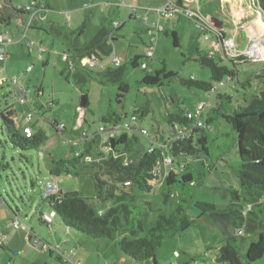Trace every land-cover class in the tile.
<instances>
[{
  "label": "rangeland",
  "instance_id": "1",
  "mask_svg": "<svg viewBox=\"0 0 264 264\" xmlns=\"http://www.w3.org/2000/svg\"><path fill=\"white\" fill-rule=\"evenodd\" d=\"M119 1L122 2V0ZM119 1L49 0L50 6L47 10L48 17H46L45 23L48 24L51 22L50 19H54L52 21L53 25L66 33L68 37H79L78 45L81 46L91 39L93 33L97 31L100 25L110 22L112 19L122 22L119 18L120 16L125 17L128 9L126 6L121 5ZM256 15L258 16L257 12ZM185 20L187 24H192L194 27V31L192 32H195V43L193 44L189 38L191 37L190 30L188 31L187 38L182 39L180 47L175 46L171 32H169L168 36L161 33L154 59L151 58L149 60L150 66L153 72H155L157 68L162 67V62L165 61L168 71H179L187 77L209 80L210 69L191 59L197 51L195 45L197 44L203 50L208 41L204 40L201 29L197 28L189 19L185 18ZM83 23H85L86 27L79 30L84 25ZM133 24H135L133 20L128 21L122 32L126 34L132 32ZM37 28L28 30L29 34L23 38L25 30L22 27H18L16 23H12L9 26L0 24V32L8 31L15 41L13 45H10V50L14 59L12 65L16 71V76L24 73L25 76L21 79V82L31 90L29 100L39 124H33L35 121L29 124L33 125L35 131L40 129L41 126L44 127L49 138L45 144V148H42V150H47L43 151L42 154L39 149L21 151L8 140L2 120L0 119V215L8 213L9 216H14L15 218L12 210H18V216L23 222L19 227L24 228L27 226L30 235L27 239L28 242H25L27 245H22V250L19 254L7 251L13 257V260L8 261L7 264H13L15 260H17L16 264H61L55 253L51 255L49 250H42L34 244V240L38 239L41 246L43 243H47L57 249V244L53 240L54 232L52 234L48 226L40 222L37 217L40 214L39 210L40 212L48 213L51 210L48 203L43 200L44 193H46L45 183L53 178L49 173L45 159H48L50 156L57 159L67 157L70 152L71 143L79 141L85 132L92 135L98 130L101 125L100 117L107 113L109 107H112L124 119L126 117L128 119V117L135 113L138 115L137 130L131 132L138 136L143 146L148 148L149 140L146 135L141 133V129H147L151 137L157 136L161 141L169 138L171 135L168 126L169 110H177L179 107L192 110L200 101L210 102L211 106H214L218 93L231 96L233 104L242 103L244 99L250 100L264 88V85L259 80H254L252 85L246 89L238 84V82L242 83L245 81L248 75L260 69L264 63V58H260L255 54V57L252 56L246 61L244 60L237 64L238 81L236 80L219 87L211 98L210 94L202 89L183 86L175 81L164 83L160 87L144 86L140 83H142L148 71L137 67L128 76L131 88L125 93L122 101L119 102L117 96L118 88L116 86L105 87L96 80L90 81L88 73L85 70L87 68L88 56L80 57L78 62L72 66L71 71H67L63 55L64 53H73L70 50L67 38L63 34L51 31L48 26ZM68 30L69 33L67 32ZM74 31L79 32L78 34H74ZM82 31L83 33L80 34ZM29 40H34L36 46L31 49L28 48L27 42ZM238 41L240 43L239 51L247 47V33L241 32L238 36ZM129 46L128 39H119L114 43L117 55L122 60L126 59V49L129 50ZM40 47H43L46 51L49 50L50 63L48 66L43 65L47 56H45L44 60L39 57ZM135 51L145 52L142 55H146L147 50L139 46V49ZM133 53L129 57L134 56ZM7 63L8 60H6V66ZM4 64V62L0 61V74L5 75L3 72ZM28 66L32 67V70L29 72L27 71ZM101 68L97 64L93 71H101ZM40 86L44 90V95L41 96V107H39L40 104L35 106L36 103L33 101V96ZM82 88L88 94L90 100L89 108L84 110L86 115L81 114L82 109L79 104ZM8 91V86H4L0 93ZM174 99L180 102V106L172 102ZM7 101L12 103L10 98H7ZM148 101H150L152 111L146 115H142V107ZM15 102L19 113L17 119L20 122L26 121V112L29 110V104L26 103L24 105L18 100H15ZM0 104L2 106L5 105L1 95ZM209 116H212L211 108L206 110L205 119H208ZM80 117L81 122L79 123ZM39 118L45 122H42ZM53 119L59 121L60 125L63 124L58 134L49 122V120ZM82 120H87V123L83 125ZM208 126L210 125L208 124ZM230 131H232V128L224 119H213L211 122V145L208 162L204 161L203 158H187L184 160L181 157L179 159L188 163L189 171L195 174L200 170L208 169L210 165L212 166V170H210L208 176L204 179V183L196 188L194 193L195 200L217 204L227 203L228 201L219 192L220 186L237 185L238 180L233 170V166L240 163L237 148L233 147L230 151L224 153L222 159H218V155L223 150L220 147L225 146L226 142L230 139L227 136V133ZM21 154L24 155L23 158H21ZM88 158L89 156L87 160ZM92 158L95 160L98 157L95 158L93 156ZM178 164L176 160L175 165L177 167ZM55 179L59 190L83 191L88 201L92 204L95 213L102 217L111 207L122 203L133 205L142 204L145 201L151 202L152 208L143 210L142 222L144 234L148 233L160 213L169 215L177 205L175 202L169 204L163 203L158 189L159 185L156 181L153 183V190L151 192L135 188L130 194L124 195L121 193V190H118L115 198L101 203L94 197V182L90 176V168L85 167L78 175L68 173L55 176ZM188 214L194 220L192 226L182 235L168 239L158 249L155 257L143 261H135L122 252L115 242L112 241L110 243L112 248H103L102 250L103 258L100 260L101 264H155V261L158 264H199L200 261H192V257L205 253L213 256L225 244V236L216 226L212 225L207 214L200 216L201 211L192 202L188 206ZM54 218L61 221L60 217L56 214ZM71 234L74 238L69 241V244H59L62 249L69 251L71 249L78 250L79 248L76 246L80 238H85L84 240H87L93 246H96L98 241L74 229ZM103 240L109 239L103 238ZM247 243L249 242L247 241ZM98 256L96 249H93V252L90 250L87 264L91 263V258H93V263ZM4 261L5 258L0 256V264H3ZM242 262L243 264H247L243 259ZM250 264H264V257Z\"/></svg>",
  "mask_w": 264,
  "mask_h": 264
},
{
  "label": "trees",
  "instance_id": "2",
  "mask_svg": "<svg viewBox=\"0 0 264 264\" xmlns=\"http://www.w3.org/2000/svg\"><path fill=\"white\" fill-rule=\"evenodd\" d=\"M255 1L264 12V0ZM41 4L44 7L43 12L46 11L48 7L45 0H40ZM22 12L29 16V12L16 7L12 0H0L1 24L9 25L11 19ZM45 21L43 17L41 21L33 25L48 26L51 31L62 34L52 22L46 24ZM83 24L79 30L86 27L85 23ZM122 24L115 28L112 23H108L98 29L82 48L75 50L74 63L84 56L96 55L100 60L109 58L115 50V41L129 37L122 32L124 29ZM78 32L74 31V34ZM224 37V32L214 35L205 49L197 50L191 57L192 60L210 69L209 80L187 77L179 71H168L165 62H162V67L157 68L155 72H148L140 84L160 87L164 83L175 81L183 86L199 88L211 94V88L215 82L227 77H231L230 82L238 81L236 66L248 58L239 56L236 59H228L222 49L217 48L218 42H221ZM174 44L179 46L175 33ZM70 45L73 46L72 43ZM147 58L146 55H136L126 58L119 66L102 64L101 71L94 72L86 68V72L91 79L98 81L102 86H116L118 101L121 102L125 93L131 88L128 82L129 74L135 68L141 67ZM254 80H259L264 85V63L260 69L238 84L246 89ZM4 86L10 87L0 80V92ZM41 92L43 90L38 88L33 96L35 106L40 104ZM0 95L5 104L4 106L0 104V118L2 117L6 136L11 144L21 151L30 149L45 151L42 148L49 139L45 129H38L31 137L23 134L14 120V116L18 113L16 104H7L10 92L0 93ZM149 102L142 107V115L152 111ZM172 102L180 106L178 100L174 99ZM29 104L32 107L30 100ZM89 104V96L82 88L80 108L86 110ZM211 110L212 116L206 119V128H193L188 137L169 142L167 148L157 147L149 152L137 135L133 132H125L106 143L109 151L104 154L95 132L90 137H83L76 144L71 143L67 157L44 158L49 173L53 177L68 173L78 175L85 167L90 168V176L94 182V197L101 203L115 198L118 190H121L124 195L130 194L135 188L151 192L153 183L156 181L163 203L175 202L177 205L169 215L160 213L148 233L144 234L142 217L144 209L152 208V203L149 201L133 205L119 204L111 207L102 217L95 213L92 204L81 190H59L55 194L44 197L43 200L48 202L52 211L68 228L93 239L107 238L115 242L122 252L135 261L155 257L158 249L168 239L182 235L192 226L194 220L188 214V206L192 202L201 211L200 216L207 214L212 225L216 226L226 238L225 244L213 256L207 253L196 255L192 257V261H200L199 264H243V259L250 264L260 260L264 257V88L250 100L244 99L242 103L237 104H233L231 96L218 93L216 103L211 106ZM188 111L189 109L180 107L177 110H169L168 125L190 124L191 119L187 117ZM121 118L112 107H109L107 113L100 117V122L107 124ZM216 118L224 119L232 128V131L227 133L229 141L225 146L220 147L223 150L218 155V159H222L224 153L233 147L237 148L240 158V163L233 166L238 180L237 185L219 188L223 198L228 201L221 204L194 199L196 188L204 183L212 166L208 165V169L200 170L195 174L189 171L188 163L179 160L181 157L184 160L203 158L208 162L211 122ZM49 122L53 128L57 129V120H49ZM75 150H79L80 155L76 156ZM20 156L24 157L22 154ZM88 156L91 160H87ZM93 156L100 159L93 160ZM167 156L172 157L174 163L173 167L165 169L163 163ZM176 160L179 163L178 167L175 165ZM126 182L129 184L127 185ZM14 213L17 215V211ZM155 264H158L157 261Z\"/></svg>",
  "mask_w": 264,
  "mask_h": 264
},
{
  "label": "crops",
  "instance_id": "3",
  "mask_svg": "<svg viewBox=\"0 0 264 264\" xmlns=\"http://www.w3.org/2000/svg\"><path fill=\"white\" fill-rule=\"evenodd\" d=\"M30 1L31 0H21V1L12 0V3L16 7H19L20 5H25L26 3L30 2ZM48 1L49 0H45L47 7L50 6ZM61 1H63V0H61ZM124 1H125V3H124ZM119 2L121 5L126 6L128 9L126 16L125 17L120 16V18H119V20L122 21L121 24L123 23L122 26L124 25V27H125L127 25V22L130 20H133L135 22V24H133L134 26L132 27V32L127 33L129 35V37L127 39L129 40V43H130L129 50L126 49V54H125L127 59L132 58L136 55L145 54V52H142V51H140V52L135 51L136 49H139V46H142L144 49L147 50L146 55H147V52L149 51V49L153 48V57L152 58L154 59V55H155L157 45H159L158 40L160 39L161 33H164L165 35L168 36L170 34L169 32H171V34L173 35V38H174V33H175L178 40H179V47H180V45L182 43V39L187 38L188 31L190 30L191 31L190 32L191 37H189V38L193 42V44L195 43V41H196V38L194 36L195 32L194 33L192 32V31H194V27L192 26V24L191 25L187 24L185 18L192 21L197 28L201 29L202 31H203V29L197 26L196 20L186 16L182 12L173 10L172 11L173 14L171 16H165L161 10L167 3H170L173 7L195 10L196 12H198L199 15L208 19L210 21V23L213 24V26H216L220 31L224 32L225 37H233L234 36V39H235V42L237 44L238 49H240V47H239L240 43L238 41V36L241 32H246L247 33L246 43L248 42L247 47L252 42V43H255L256 46L260 47L259 50H263V52H264V30H262L261 27L259 26V24H260L259 16L256 15V12L258 9V4L255 0H180V1H178V0H129V1L128 0H122V2L121 1H119ZM129 5L135 6L136 9L133 12H131ZM47 10L43 12V16H44L45 20H47L46 17H48ZM21 18L23 21V26H20V27H22L26 31V35L24 32V35H25V36L23 35L24 37H26L27 34H29V31L31 29H38V28H35L37 25L35 26V24H34L33 28H28L26 30V25H27V22L29 20V16L26 14L24 17H21ZM169 18H172V19H169ZM50 20H51V22L54 21V19H50ZM112 20L110 22L104 23L103 25H106L108 23L111 24V23H113V21H118L117 19L113 20V21ZM118 22H120V21H118ZM12 23H16L14 18L11 19L9 25H12ZM52 24H53V22H52ZM2 25H4V24H2ZM9 25H5V26H9ZM16 25H17V23H16ZM103 25H100L98 27V29H100ZM37 27H39V26H37ZM98 29H97V31H98ZM97 31H95V33H93V36L96 34ZM60 32L67 38L68 44L69 43L73 44V46L69 44L70 50L73 51V53L67 54V55H69L70 60L73 61V57L75 55L74 53L76 52L75 50L82 48L85 44L80 46V45H78L79 37H77V36L75 38L68 37V35L66 33L62 32L61 30H60ZM67 32L69 33V30ZM203 34H204V31H203ZM10 37H11V35H10ZM11 40H12V42L8 45V48H7L8 63H7V66H6V62L3 65V72L5 73V75L1 73L0 79H3L6 76H8L10 78H14L16 76V73H15L16 71L13 69V65H12L14 59H13V56L11 55L12 51L10 50V45H13L15 43V41L12 39V37H11ZM30 41H34V40H29L27 42L28 48L31 49L34 46H36V42L34 41V43L32 45H29ZM151 42H153V43H151ZM207 44L208 43H206V45ZM247 47H245L244 49H241V50H245ZM195 49L201 50L197 44L195 45ZM133 50H134V53H133ZM115 52H116V50H115ZM131 53H133L134 56L129 57ZM116 54H117V52H116ZM45 56H47L46 59H45ZM39 57L42 60L45 59V61L43 62V65L48 66V64L50 63L49 50L46 51V50H44L43 47H40ZM150 59H148L147 61L149 62ZM163 62H165V61H163ZM65 63H66V70L71 71L72 67L69 65V63L67 61H65ZM73 64H74V61H73ZM98 65H100L102 67L101 68V70H102L103 69L102 63L99 62ZM86 66H87V64H86ZM89 79H90V81L94 80V79H91L90 76H89ZM39 88H41V90H43V88L41 86ZM80 93H81V91H80ZM41 95H44V90H43V92H41ZM210 98H211V96H210ZM210 98H209V100H210ZM40 102H41V97H40ZM30 106L31 105L29 104V107ZM81 114L86 115V112H84V110H82ZM39 120H42V122H45L43 119L39 118ZM53 120H56V119H53ZM17 121H18V124L20 127L30 125L29 124L30 122H28L27 120L26 121L23 120L24 122L23 121L20 122L17 119ZM33 121H35L33 124H39L37 122L38 118L33 119L31 121V123ZM57 122H58V124H60L59 121H57ZM80 122H81V117H80L79 123ZM85 123H87V120H82V124L84 125ZM58 124H57V126H58ZM30 126L33 127V125H30ZM41 128H44V127L41 126ZM54 129H55L56 133L58 134L60 130L58 128L57 129L54 128ZM85 136L90 137V134L85 132L83 137H85ZM83 137L81 139H83ZM44 148H45V146H44ZM44 150H47V149H44ZM49 156H50V153H49ZM50 157H52V156H50ZM49 208L51 209L50 206H49ZM0 211H1V208H0ZM39 213L40 214L37 213L38 214L37 217L40 220V222L46 224L48 226V228L51 230L52 234L54 232V235H53L54 239L53 240H54V242H56V244H57L56 247L58 248V250L54 247H51V246L44 247V243L41 246V243H37V242H40V240H38V239L34 240V244L36 247H38L42 250H49L51 252V255H53L55 253L58 260H60L61 264H69L71 262L79 263V264H87V258H88L89 251L91 250V252H93V249H96L98 251L99 256H98V258H96L93 261V263H92L93 258H91V263H89V264H101L100 260H102L101 258H103V255H102L103 248H109V249L112 248L111 244H110L112 241H110V240L97 239L98 241H97L96 246H93V244L87 242V240H84L85 238H80V240L77 241L78 243L76 246L79 249L76 251L74 249H71V250H73V253H70L71 250L69 251L67 249H62L59 244H63V243L69 244L70 243L69 241L74 238L71 234L73 229L68 228L62 221L56 220L54 218V216H53L52 222L50 224L45 222L42 218V215L54 213V211H52V209L50 210V213L40 212V210H39ZM17 214H19V213H17ZM15 217H16V215H15ZM13 219H14V216H9L8 213L0 215V228L8 234V243L3 248H0V256L5 258V261L3 262V264H7L8 261L13 260L11 253H8L7 251H10L14 254H19V252L22 250V245L23 244L27 245V243H25V242H28L27 239H28V237H30L29 232L27 230L28 229L27 226L24 228H20V227L16 228L12 224ZM36 240H38V241L35 242ZM61 251H63V253H61ZM16 263H17V260H15L13 262V264H16Z\"/></svg>",
  "mask_w": 264,
  "mask_h": 264
},
{
  "label": "built area",
  "instance_id": "4",
  "mask_svg": "<svg viewBox=\"0 0 264 264\" xmlns=\"http://www.w3.org/2000/svg\"><path fill=\"white\" fill-rule=\"evenodd\" d=\"M129 7H130L131 12H133L136 9V7L133 5H129ZM18 8L29 12V20L26 25V30L32 27L33 23L41 21L44 17L43 16L44 7L42 4L40 5V0H31L25 5H20ZM173 10L182 12L186 16L196 20L197 26L202 28L204 31L203 38L205 41L210 42L214 35H219V33L222 32L216 26H213V24H211L208 19L199 15L198 12H196L195 10H189V9H184V8H179V7L177 8V7H173L170 3H167L162 8L161 11L165 16H171L173 14L172 12ZM112 24L115 28H117L121 25V22L113 21ZM25 35H26V31H25ZM11 42L12 40H11V37L8 31L0 33V61L4 63L6 62L8 58L7 48ZM33 43L34 41H30L29 45H32ZM252 46H253V43L251 42V44L245 50L239 51V49L237 48V44L235 42L234 36H233V37H224L221 42H218L217 48H221L223 53L226 55L228 59H236L239 56H245L247 58H250L252 56L255 57V53L252 50ZM146 56L148 57L147 60L153 57V48L149 49ZM63 59L67 61L71 67L74 65L73 61L70 60L69 55L64 54ZM147 60L141 64V68L147 70L148 72H151L153 71V69ZM99 62H101L102 64L119 66L124 62V60L118 57L114 50L111 56L107 58L106 60H100L98 59L96 55L89 56L87 68L89 70H93ZM31 70H32V67L28 66L27 71L29 72ZM24 76L25 74L23 73L14 78H10L6 76L3 79H0L10 86L9 87L10 95L8 98L12 100V103H16L15 100H18L22 104H26V103L29 104V96H30L31 90L20 82ZM231 80H232L231 77H227L226 79L222 81L215 82L211 88L210 95H213L218 90L219 87L224 86L227 82H230ZM12 103H9L7 101V104L9 105ZM208 108H211L210 102L200 101L195 106V108H193L192 110H189L187 113V117L191 119V123L187 125H181V124H174L173 126L168 125L171 131V135L169 136V138H165V140H162V141L160 140V138L158 139L157 136L151 137L147 129H141V133L146 135V137L149 140L148 151L152 152L157 147L167 148L169 142L188 137L191 131L193 130V128H199V127L206 128L207 123L205 119V114ZM18 114L19 113H17L14 116V120L16 122L17 128L21 130L23 134H25L27 137L33 136L35 132L34 127L30 125H26L24 127L19 126L18 121H17ZM33 119H35V111L30 106L29 110L26 112V120L28 122H31ZM138 120H139V117L135 113L131 115L130 117H128V119L127 117L125 119L122 117L118 121L114 120L107 124L106 123L101 124L98 130L96 131V136H97L102 152L104 154L108 153L109 147L106 145V143L110 139L118 138L121 134L125 132H131V131L137 130ZM62 127H63V124L62 125L58 124L57 126L59 130H61ZM76 143L78 142H73V144H76ZM42 153L43 152H41V154ZM74 154L78 156L80 155V151L75 150ZM99 159L100 157L97 160ZM88 160H90V158H88ZM173 163H174L173 158L167 156L164 159L163 167L165 169H167L168 167L169 168L173 167ZM126 184L128 185L129 182H126ZM57 191H59V187L57 185V181L55 177H53L50 181L45 183L46 193H44V197L55 194ZM53 216H54V213L44 214L42 215V218L45 222L50 224L52 222ZM22 223H23L22 220L18 216H16L12 220V224L16 228L19 227ZM37 241L38 240H36L35 242ZM7 243H8V234L0 228V248L6 246ZM49 246L51 245L44 243V247H49ZM70 253H73V250H71ZM71 263L79 264V263H74V262H71Z\"/></svg>",
  "mask_w": 264,
  "mask_h": 264
},
{
  "label": "water",
  "instance_id": "5",
  "mask_svg": "<svg viewBox=\"0 0 264 264\" xmlns=\"http://www.w3.org/2000/svg\"><path fill=\"white\" fill-rule=\"evenodd\" d=\"M257 13H258L259 22H260L259 26L261 27L262 30H264V12L260 8V6H258ZM25 15H26L25 12H22V13L19 14V16L14 18V20L16 21L18 27L23 26V21H22L21 17H24ZM16 211H18V210H16ZM13 212H15V210ZM17 215H19V214H17Z\"/></svg>",
  "mask_w": 264,
  "mask_h": 264
},
{
  "label": "bare ground",
  "instance_id": "6",
  "mask_svg": "<svg viewBox=\"0 0 264 264\" xmlns=\"http://www.w3.org/2000/svg\"><path fill=\"white\" fill-rule=\"evenodd\" d=\"M263 43V42H262ZM263 46V45H262ZM255 45V43H253V46H252V50L253 52L260 58H264V52L263 50H259L260 47H258Z\"/></svg>",
  "mask_w": 264,
  "mask_h": 264
},
{
  "label": "clouds",
  "instance_id": "7",
  "mask_svg": "<svg viewBox=\"0 0 264 264\" xmlns=\"http://www.w3.org/2000/svg\"><path fill=\"white\" fill-rule=\"evenodd\" d=\"M55 214V213H54Z\"/></svg>",
  "mask_w": 264,
  "mask_h": 264
}]
</instances>
